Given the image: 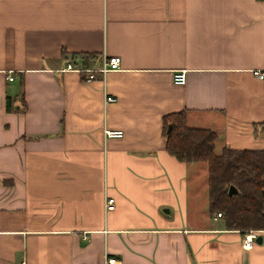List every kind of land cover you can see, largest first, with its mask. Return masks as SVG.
I'll return each instance as SVG.
<instances>
[{
  "label": "crops",
  "instance_id": "crops-1",
  "mask_svg": "<svg viewBox=\"0 0 264 264\" xmlns=\"http://www.w3.org/2000/svg\"><path fill=\"white\" fill-rule=\"evenodd\" d=\"M82 53L119 66L86 83ZM176 112L214 154L264 150V0H0V264H264L164 150Z\"/></svg>",
  "mask_w": 264,
  "mask_h": 264
},
{
  "label": "trees",
  "instance_id": "trees-1",
  "mask_svg": "<svg viewBox=\"0 0 264 264\" xmlns=\"http://www.w3.org/2000/svg\"><path fill=\"white\" fill-rule=\"evenodd\" d=\"M94 57V53H82L69 58L89 66ZM5 110L9 111L7 99ZM161 121L164 150L169 155L179 162L206 164L208 212L219 213L226 228L241 233L264 229V150L224 147L214 154V133L187 127L183 112L164 115ZM261 130L264 132V124ZM228 186L236 193L228 196Z\"/></svg>",
  "mask_w": 264,
  "mask_h": 264
},
{
  "label": "built area",
  "instance_id": "built-area-1",
  "mask_svg": "<svg viewBox=\"0 0 264 264\" xmlns=\"http://www.w3.org/2000/svg\"><path fill=\"white\" fill-rule=\"evenodd\" d=\"M119 66V57L116 55L111 56H101L99 63L95 66H83L80 63H75L72 58H68L67 61H65L64 66L61 68L63 70H72L79 73H82V81L84 82H90L95 78H101L103 75L109 71V70H115ZM252 73L256 75L257 77L261 78L262 73L261 71L253 70ZM5 78L7 80H11V75H6ZM171 80L174 84H182L184 82V72L182 70L175 71L171 75ZM114 97L112 95H104L103 97V105L108 104V102L113 101ZM106 137H113V138H119L121 137L120 131H105ZM113 207V199L107 198L105 200V208L106 210H110ZM219 213H215L213 219L219 218ZM264 234V229L260 230H247L244 233H242V239L240 243V247L243 250H247L251 248V246L254 244V240L256 236ZM104 264H115V260L113 258H105Z\"/></svg>",
  "mask_w": 264,
  "mask_h": 264
},
{
  "label": "water",
  "instance_id": "water-1",
  "mask_svg": "<svg viewBox=\"0 0 264 264\" xmlns=\"http://www.w3.org/2000/svg\"><path fill=\"white\" fill-rule=\"evenodd\" d=\"M168 131H169V126L166 127V133H168ZM226 193L228 196H231L232 194L236 193V190L232 186H228ZM260 242H261V237L258 235V236H256L254 243L260 244Z\"/></svg>",
  "mask_w": 264,
  "mask_h": 264
}]
</instances>
